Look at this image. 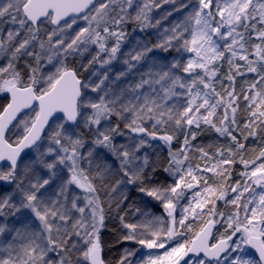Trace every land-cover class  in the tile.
Here are the masks:
<instances>
[{
  "label": "snow or ice",
  "instance_id": "snow-or-ice-1",
  "mask_svg": "<svg viewBox=\"0 0 264 264\" xmlns=\"http://www.w3.org/2000/svg\"><path fill=\"white\" fill-rule=\"evenodd\" d=\"M131 5L132 0H122V2L121 0H102L98 5H94L93 0H8L6 5L0 6V19L9 17L10 22H18L21 28L29 34L22 37L15 45H12L11 49L6 47L4 42L0 41V55L7 54L10 57L7 67L0 69V91L6 90L11 93V103L7 105L3 114L0 115V145H3V149H0V160L7 159L10 161V168L7 172H0V180L9 182L16 180L17 187L19 188L20 183L23 182L22 178L16 175L17 158L20 152L26 147L33 146L40 140L44 126L48 123L53 113L58 111L64 113L68 121L75 123L78 116H81L83 108L92 109L90 115L84 114L82 117L84 126L94 129V144L108 148L113 152L116 151V146L112 143V137L114 134H122L119 132V124L106 123L105 127H100L102 122L110 121L113 116L123 119L125 121L124 126L130 131L146 134L153 139H161L165 143H170L177 133L183 132L184 145L187 151L191 150L188 147L189 138L195 139L196 137V133L192 132L191 128L193 125L199 128L201 123L210 126L221 136L227 135L231 137L232 141H236V137L232 135L231 130L236 125L235 113L237 108L232 105L237 97L233 96L232 93H228L230 99L224 108V115L219 120L220 126H217L211 119L216 113L217 106L221 104L220 99H211L212 96L219 97V93L215 92L212 83V78L217 75L218 68L211 67V65L218 60H222L225 52H228L230 56L227 63L236 68L237 74L243 75L239 71L240 66L233 65V58L237 56L240 60L247 62L246 70L248 72H257V67L254 66L256 61L248 59L244 43V32L248 31L250 27H255V25H250L249 21L256 19L257 15H259L260 22H264V3L254 5L253 0H223V7H221V0H217L215 13L204 11L205 9L212 8V0H198L197 6L191 10L184 25H175L173 34L163 43L156 45V47L163 48L165 51L170 47H176L177 51H180L182 47L184 51L193 54L187 58L185 63L182 64L176 59L170 64L157 63V61L153 60L147 70L140 74L139 81L129 83L127 87H122L116 91L106 87L103 93L93 101H88L87 98L85 100L80 99L82 94L81 88H88L89 85L87 83L82 85L75 71L63 68V66L56 68L54 73L46 76L45 87L39 90L35 88V85L39 82L37 74L39 72L41 56L29 45L32 41L38 40L36 36V33L40 30L37 24L38 21L40 25L50 23L57 26L49 30L48 41L51 43L53 36L71 28L76 23L78 14L85 12L83 19L94 21L95 27H92L90 24L88 27L81 28L74 33L67 44L64 43L63 38L58 40L53 45V47L57 48L54 55H61L62 53H67L69 50L77 51L78 42L79 44H97L99 53L93 57V62L97 60L100 53L107 51L108 58L100 61L103 66L116 59V54L120 48L119 41L123 39L122 32H110L109 24L119 25L125 19L124 14H126L127 8H130ZM186 6L184 5V7ZM148 8L149 4L145 3L141 12L144 13V10ZM250 8L251 10H249ZM70 15L72 19L67 20L66 18ZM216 16H219V20H216ZM41 17L46 19L41 20ZM141 18V15L137 14L136 19L141 20ZM144 19H147L146 14L144 15ZM62 20L64 21L63 24H61ZM222 28L226 29V31L222 32ZM185 31L189 32L190 39L185 38L181 41L180 45H173L172 41L178 39ZM102 33L105 35H102ZM19 34V30L9 31L8 40H13ZM107 35L117 38L111 47H108L105 43ZM258 35L264 38V31L258 32ZM229 37H231V40L228 39ZM221 41H225V43L221 45ZM61 45H63L62 48H60ZM39 47L44 49V43L40 42ZM254 47L256 56L259 57L261 62H264V55H261L264 52V48L260 44H256ZM151 50V48L146 47L141 51L130 53V60L125 59L123 61L128 66L127 70L119 72L115 80L126 77L128 72L135 67L130 61H141L146 53ZM21 56H34L37 63L36 67L28 65L32 75L26 84L20 83L19 73L14 69V62ZM51 59L52 57L49 56L48 61L51 62ZM9 69H13L9 78H3L2 73L7 72ZM177 69L180 72L186 73L191 79H183L175 71ZM196 70H200V72L196 73ZM107 79L108 76L104 75L103 79L92 87V91H98ZM228 79H233L231 74H229ZM259 79L264 80V74L260 75ZM197 84L201 85L203 89H209L210 91H202L197 88ZM252 87H255V84ZM177 88L184 89L185 91L177 92ZM194 89L196 90L193 91ZM129 92L132 93L130 97L127 96ZM185 94L189 98L178 107V99L174 98L182 97ZM245 99L247 100L249 97L245 96ZM197 100L200 102L196 103ZM36 101L39 102V110L35 112V118L30 124L26 119H22L21 123L25 126L26 134L19 140L18 145L13 148L12 145L4 141V132L11 121L15 119L17 113L24 108L31 107L33 102ZM169 101L173 102L169 104ZM261 104H264V100L261 101ZM206 106V112L200 114V110ZM229 109H231V119L229 118ZM250 115L251 117H257V111H252ZM259 116L264 117V112H259ZM147 120L154 121L152 131L143 126V122ZM157 125L161 129L168 126L171 130H165L163 135L157 136V131H159L156 128ZM248 126L246 124L245 128ZM249 134L254 135L252 132ZM50 138L54 144L60 146L59 151L65 153L64 156L59 157V163L64 164L66 161H71V164L68 165L71 176L60 189V195L64 197V201L57 199L46 202L43 197L38 198L39 190L49 184L50 179L56 175L55 172H52L51 176L43 181L37 180L36 183L30 181L27 189H21L22 198L18 206L16 204H9L10 197L0 200V210L5 206L12 208L15 212H19L21 209H28L41 222L42 226L39 231H30L27 227L23 230L15 229V235L11 240L0 242V251L7 254L5 257H0V264H38L48 251L64 249L71 234L80 236L82 243L88 245L86 250H83V256L89 261V264H103L100 259V245L96 233L103 225L104 216L97 197H85L88 205H94L90 208V222L85 224L80 219H77L70 226L72 232H69L68 221L72 219L70 215L71 210L75 209L76 212L83 214L85 207H77L75 200L66 203L68 200L65 194L67 185L74 183L86 192H95L93 185L88 182V178L79 169L78 147L82 146V141L79 138L73 139L63 129V124L57 126V129ZM64 140L69 142V146H64L62 143ZM145 143L146 141L141 139L136 147L138 148ZM237 144L239 148L244 147L242 143L237 142ZM53 151L51 147L48 148L49 153H53ZM182 151L184 152L182 159H178L176 154H172V161L176 165H181L188 159L186 151L183 149ZM199 151L202 158L209 157V154L203 149ZM134 152L135 149L131 152L127 149H122L118 152L124 176L128 177L127 183L129 184L137 183L143 179V165H147L148 163L147 158H145L143 165H137L135 168H124L129 163L130 157L134 158ZM229 154L231 155V149H229ZM89 155H91V152H89ZM217 155L223 157V151L218 150ZM261 156H264V152H261ZM232 162L230 158H223L211 167H206L203 170L199 165L195 169L190 165L186 169L177 167L176 172L181 174L176 177V182L167 189H147L141 187L140 191L146 192L147 195L153 196L158 200H164V208L172 210L175 208L173 201H179L184 195L181 189H192L194 186L199 185L201 180L204 181L202 189L204 193L217 194V189L208 186L207 178L199 175V173L202 171H216L217 168H221V165L231 164ZM242 163L247 165L248 161H242ZM44 166L49 170L56 167L55 163H47ZM226 171L227 169L221 168L216 174L223 176ZM242 175L248 179L256 178L253 181L255 184L264 183V163L259 164L251 172H245ZM188 177L190 179H186ZM238 188H241L239 183L230 186L232 192H236ZM248 190V186L244 185L243 191ZM200 195V191L193 194L192 201L194 202V207L190 203L188 207L183 209L185 213H188L190 210L195 213L196 209H200L201 214H203V208L206 204L213 203L207 197L202 201H196V197ZM223 195V192H219L218 198H223ZM240 195L242 193H238L231 203L239 204ZM249 203H251V200L244 204L245 219L243 222L236 220L235 228H233L235 217L229 218L227 222V227L233 228L232 234L227 239L231 240L232 235L242 231L243 236L240 238V243L227 245L225 240H221L219 243L209 247L206 243L210 234L209 229L217 222L210 220L208 227L201 229L200 233L197 234L196 240L179 243L177 246L171 248L170 251H167L163 258L157 257V261L175 258L172 264H180V260L187 255L185 251L187 244L191 243L193 247L189 251H203L205 256L214 258L219 264L221 252H226L228 247L236 251L241 248V244L246 243L258 251L260 261L264 262V228L259 227L260 221H264V207H260V205H264V194L260 195L259 204L252 207L251 210L248 208ZM257 209H259V213ZM212 211L213 209H210L209 214ZM249 211L251 218L248 216ZM258 214L260 221L257 220ZM169 215H172L171 211H169ZM185 219L186 217L182 216L177 224L173 218L172 223L174 227L168 228L165 233L169 239L177 232L178 228L184 227ZM124 226L131 229L133 233L138 227L136 224H125ZM4 231L5 228L0 227V235ZM151 235L153 239H139L137 242L145 245L147 248L165 247L167 240L160 238L161 231H152ZM125 238L135 239L136 237L129 234ZM197 240L201 241L199 246L196 245ZM222 244L225 247H221ZM74 247L75 245L69 246V252ZM65 255L67 256L68 253H65ZM59 264H71V261L62 259ZM121 264H123V261H121ZM149 264H153V262L150 260ZM232 264H255V262L250 259L242 260L237 256L232 257Z\"/></svg>",
  "mask_w": 264,
  "mask_h": 264
},
{
  "label": "rangeland",
  "instance_id": "rangeland-1",
  "mask_svg": "<svg viewBox=\"0 0 264 264\" xmlns=\"http://www.w3.org/2000/svg\"><path fill=\"white\" fill-rule=\"evenodd\" d=\"M102 0H97L96 5L101 3ZM122 2V0H121ZM8 3V0H0V6H4ZM145 3L149 4V8L141 12L143 5ZM264 3V0H253L254 5ZM198 0H132V5L127 8L125 19L117 25L115 29H110L112 31H120L121 24L132 23L135 25V31L123 35V39L119 41L120 48L116 54V59L112 60L111 63L106 65H101L100 61L106 60L108 58V52L105 51L99 54L96 61L93 62V57L97 56L99 53V48L97 44H79L78 50H69L67 53H62L61 55H54L57 51L56 44L61 38L64 39V43L70 42L74 33L83 27H88L90 24L95 27V22L83 19L84 15L76 19V23L72 25L71 28L66 29L64 32L58 33L52 37L51 43L48 41V33L50 29L56 28L57 26L50 23L38 25L40 30L36 33L38 40H34L30 43L29 47L34 48L35 52L41 56L39 61V72L38 79L39 82L35 85L37 90L42 89L46 86V76L54 73L56 68L63 66V68L69 69L68 64L74 63V70L80 76L82 80V85L87 83L88 88H81V100L87 98L88 101H93L99 97L106 87L111 88L116 91L122 87H127L129 83H135L139 81L140 74L147 70L151 65L152 61L155 60L157 63L170 64L174 59L179 60L182 64L186 62L187 58L193 54L188 53L181 47L180 51H177L176 47H170L167 51L163 48L156 47V45L163 43L169 36L173 34L174 26L177 24L184 25L187 21V17L191 13V10L196 7ZM217 0H212V8L205 9V12L212 11L215 13ZM184 5H187L184 7ZM112 7V5H110ZM221 7H223V0H221ZM251 10V8L249 9ZM118 11V9H117ZM137 14L141 15V20H137ZM146 14L147 19H144ZM115 15V13H113ZM9 19V17H8ZM6 19V22H2L0 19V41L5 43V46L11 49L12 45H15L21 40L22 37L29 35L26 33L19 23H12L10 19ZM71 20V19H70ZM216 20H219V16H216ZM5 23V24H3ZM190 23V22H189ZM63 24V23H62ZM111 24V23H110ZM109 24V25H110ZM27 27V25H25ZM140 27V29H139ZM19 30V35L15 36L13 40H8V32ZM177 31H179L177 29ZM222 32L226 29L222 28ZM87 35V34H86ZM185 38L190 39L189 32L185 31L178 39L172 41L173 45H180L181 41ZM83 39V37H82ZM231 40V37L228 38ZM117 38L110 36L106 38L105 43L108 47H111ZM44 43V49L39 47V43ZM221 45L225 41L220 42ZM63 45L60 46L62 48ZM151 48L152 50L147 52L141 61H130L135 67L128 72L126 77L120 80H115L117 74L121 71L127 70V65L123 63L125 59L130 60V53H135L143 50L144 48ZM51 49V51H49ZM246 52L248 54L247 47L245 45ZM51 56V62L48 61V57ZM230 53L225 52V56L222 60L216 61L211 67H215L224 60H228ZM239 59V57H236ZM234 59V58H233ZM10 57L7 54L0 55V69L6 68L9 63ZM25 62L27 65L28 74L24 80H20L21 84H26L29 82V77L32 75L28 65L36 67L37 63L34 56H21L18 60L14 62V69L19 64V62ZM13 69H9L7 72H3V78H9L10 73ZM177 73L185 80H190L186 73L180 72L178 69L175 70ZM200 70H196L199 73ZM195 74V73H194ZM107 75L108 79L104 81L98 91H92V87L95 86L103 76ZM214 81L213 86L221 87V81L219 83ZM158 87V86H157ZM197 88L202 91H210L209 89H203L201 85L197 84ZM194 89L193 91H195ZM177 92H184V89H176ZM5 92H7L5 90ZM217 92L219 90L217 89ZM132 95L131 92L127 94L128 97ZM189 97L185 94L182 97L174 98L178 99V107L185 103ZM212 100L219 99L216 96L211 97ZM173 101H169L171 104ZM200 101L197 100L196 103ZM221 105L217 106L216 113L211 117L212 120L215 119V115L218 113ZM207 106L200 110V114L206 112ZM38 111L37 108L32 109L28 113L22 115L16 122V124L11 128L7 140L11 144L18 143L19 140L26 134L25 126L21 123L22 119H26L30 124L35 118V112ZM92 109L83 108L81 110V116H78L75 125H70L65 119H56L54 123L50 126L46 134L44 135L42 141L34 147L25 157L19 162L16 167V175L22 178V183H20L19 188L17 187V181L13 180L2 181L0 183V200H4L10 197L9 204L19 205V201L22 198L21 189H27L29 182L36 183L37 180L43 181L51 176L52 172L56 175L50 179L49 184L44 188H41L38 193V198L43 197L46 202L55 201L57 199L64 201V197L60 195V189L63 187L71 176V171L68 167L71 161H66L64 164L59 163V157L64 156L65 153L59 151L60 146L53 143L50 138L54 131L57 129L59 124H63V129L68 132L73 139H81L82 146L78 147V161L79 169L83 171V175L88 178V182L93 185L95 192H86L84 189L78 187L76 184H68L66 188V196L68 200L66 203L75 200L77 207H85V212L80 214L71 210V217L68 221L69 232H72L71 225L75 223L77 219H80L82 223L90 222V208L94 205H88L85 197L92 198L93 196L98 198L100 207L103 209L104 221L103 225L99 228L96 236L100 234L101 230L104 229L105 221L108 224H115L119 229V242L121 244L120 255L116 264H149L151 260L153 264H172L175 258L171 260L161 259L157 261V257L163 258L167 251L171 248L177 246L179 243H186L192 240L190 234L199 232L204 224L210 220L217 221L215 234L213 236L212 243L219 239L227 238L232 234L233 228L236 226V220L243 222L245 219V209L244 204L251 200L248 204L249 210L252 207L259 204V198L261 194H264V183L255 184L253 181L256 178L248 179L244 176L240 182L241 188H238L236 192L230 190V186L236 183L230 184L226 196L222 198L225 206V212L223 215L217 214L215 212V204L220 192L219 186L216 184L215 179L217 178V172L221 168L226 169L228 165H221V168H217L216 171H202L199 175L207 178V184L210 187L217 189V194L204 193L202 191L204 187V181L201 180L200 184L194 186L192 189L182 188L181 191L184 195L179 201H173L175 208L172 210H166L163 206L164 200H158L153 196L147 195L146 192L140 191L141 187L147 189L159 188L161 190L167 189L169 186L176 182V177L181 173L176 172V168L186 169L189 165L195 169L197 165L203 170L206 167H211L213 164L217 163L220 159H223L215 154H210L204 146L198 144L195 139L189 138L190 151L186 150L184 145V138L181 139L180 136L183 132L176 134L174 139L169 144H162L157 139H153L151 136L137 135L136 132L130 131L126 128L125 121L123 119H118L113 116L110 121L102 122L100 127H105L106 123L109 124H119V132L122 134H114L112 137V143L116 146V151L113 152L108 148L98 146L94 144V129H90L84 126L82 117L84 114H91ZM130 115V114H126ZM154 121L147 120L143 122V126L149 131H152V125ZM205 124L201 123L200 126ZM159 131H157V136L163 135L165 130L170 131L168 126L161 129L159 125L156 126ZM195 125L192 126L191 131H194ZM184 134V133H183ZM143 139L146 143L142 146L136 147L139 141ZM64 146H69L67 140L62 141ZM52 148L53 153L48 152V148ZM122 149H127L130 152L135 149L134 158L129 159V163L124 166V168L132 167L135 168L137 165H143V161L147 158V165L144 166L143 179L137 183L129 184L127 183L128 177L124 176L123 169L121 167V158L118 156V152ZM185 150L188 159L181 165H176L172 161V154H176L178 159H182ZM200 149H203L209 154V157H201ZM169 152L171 170L168 184H158L152 182L150 179V174L154 168L161 164L164 154ZM91 152V155H89ZM47 163H55L56 167L52 170L47 169L44 165ZM264 163L261 161H256L251 163L247 167L246 172H251L259 164ZM10 167L3 166L0 172H7ZM190 179V177L186 178ZM247 185L249 190L243 191V186ZM200 191L201 195L196 197V201H202L206 197L213 201V203H208L203 208V214H201L200 209H196L195 213L191 212L185 213L183 209L188 207L191 203L194 207V202L192 201V196L194 193ZM238 193H242L239 197V204H233L231 201L237 197ZM70 206V205H69ZM264 207V205H260ZM213 211L209 214V210ZM169 211L172 215H169ZM259 213V209H257ZM186 217L184 227L178 228L177 232L169 239L166 236V230L168 228L174 227L172 221L179 222L181 217ZM249 218H251L250 211L248 213ZM235 217L233 221V228L227 227V222L229 218ZM257 220L260 221L259 214L257 215ZM55 223V221H54ZM255 223V222H254ZM125 224H136L138 225L136 231L133 233L131 229L126 228ZM146 226V227H145ZM0 227H4L5 231L0 235V242H7L12 239L15 235V229L23 230L25 227L30 229V231L41 230V222L35 217V215L28 209H21L19 212H15L12 208L5 206L0 210ZM260 228H264V221H260ZM161 231V239L167 240L164 248L153 247L147 248L145 245L138 243L139 239H153L151 233L152 231ZM129 234L134 235L135 239H126ZM243 236L242 231L236 232L232 235L231 240H229V245L240 243V238ZM99 242V241H98ZM159 242V241H158ZM75 245L71 248L69 252V246ZM100 245V244H99ZM190 243L187 244L185 251H187ZM87 244L82 243L81 237L75 234H71L70 238L67 240V245L64 249H57L55 251H48L38 264H59L62 259H67L71 261V264H89L83 256V250H86ZM101 249V245H100ZM65 253H68L66 256ZM7 254L0 251V257H5ZM240 257L243 259H250L255 262V264H261L253 252L248 248V244H241V248L233 251L231 247H228L225 255L220 259L219 264H232V257ZM227 257V259H225ZM107 264V263H106ZM180 264H218V262L211 261L206 257L195 256L191 259L184 261L180 260Z\"/></svg>",
  "mask_w": 264,
  "mask_h": 264
},
{
  "label": "trees",
  "instance_id": "trees-1",
  "mask_svg": "<svg viewBox=\"0 0 264 264\" xmlns=\"http://www.w3.org/2000/svg\"><path fill=\"white\" fill-rule=\"evenodd\" d=\"M6 19H8V17L3 18L2 22H6ZM249 24L255 25V27H250L248 31L244 32V43L248 50V59L256 61L254 66L257 67V72H248L246 70L247 62L234 58L233 65L240 66L239 71L242 72L243 75L237 74L236 68L230 66L227 61L224 60L222 63L215 65L218 71L217 75L212 78L213 83L216 79L217 83L221 81V87L215 88V92L219 93L218 98L221 100V107L213 120L217 126H220L219 120L224 115V108L230 99L228 93H232L233 96L237 97L232 105L237 108L235 113L236 125L231 130L232 135L236 137V141H232L231 137L227 135L221 136L208 125L194 128L196 142L198 144L204 146L210 154L217 155V151L222 150L223 157H219L230 158L233 161L226 166L227 171L224 175L217 176L215 179L216 184L220 188V192L224 193L223 198L228 191L226 188L232 183L240 182V180L244 178L242 174L246 172L247 167L250 166L253 161L264 162V156H261V152H264V117L259 116V112H264V104H261V101L264 100V80L259 79V76L264 74V67H262L264 62H261L259 57L256 56L254 47L256 44H260L261 47L264 48V38L258 35V32L264 31V22H260L259 15H257L256 19L249 21ZM116 27V24L109 25V29H115ZM133 31H135V25L129 22L121 24L120 31L116 30V32H122L123 35ZM102 35L105 34L102 33ZM110 36L111 35H107V38L109 39ZM261 55H264V52H262ZM24 63L23 61L19 62L16 68V72L19 73L21 81L24 80L28 74L27 65ZM67 67L69 69L75 68L74 63L68 64ZM229 74H231L233 79H228ZM253 84H255V87H252ZM217 89L219 92H217ZM245 96H248L249 99L246 100ZM8 102L9 97L7 92L0 91V114L7 106ZM228 111L229 118L231 119V109ZM252 111H257V117H251L250 113ZM246 124L249 125L247 128H245ZM250 132L254 133V135L249 134ZM137 135L144 136L146 134L137 133ZM180 138H184L183 133ZM156 139L164 145L169 144L161 139ZM237 142L242 143L244 147L239 148ZM229 149H231V155L229 154ZM242 161H248L247 165L242 163ZM171 169L170 156L167 151L163 156L161 164L156 166L154 170L149 173L151 181L158 184H168V181L171 179L169 177ZM224 205L222 198H219L214 206L215 212L223 215L225 212ZM197 233H191L190 237L194 238ZM119 237V229L116 225L111 223L107 226L105 221L104 229L101 230L98 235V241L101 245L105 264H116L121 249Z\"/></svg>",
  "mask_w": 264,
  "mask_h": 264
},
{
  "label": "water",
  "instance_id": "water-1",
  "mask_svg": "<svg viewBox=\"0 0 264 264\" xmlns=\"http://www.w3.org/2000/svg\"><path fill=\"white\" fill-rule=\"evenodd\" d=\"M93 3H94V5H96L97 0H93ZM90 7H91V6H90ZM86 11H89V10H86ZM83 15H85V12H81V13H79L78 16H77V19L80 18V17H82ZM45 19H46V18L41 17V20H45ZM66 19H67V20H70V19H72V16L70 15V16L67 17ZM29 23H30V22H29ZM62 23H64L63 20L61 21V24H62ZM37 24L39 25L40 22L38 21ZM55 26H56V25H55ZM69 70H72V69H69ZM73 71H74V70H73ZM75 73H76V72H75ZM77 78H78V77H77ZM81 84H82V81H81ZM7 93H8V97H9V102H8V104H10V103H11V93L8 92V91H7ZM80 99H81V97H80ZM38 103H39L38 101L33 102V104L31 105V107H28V108H24V109H22L19 113H17L15 119H13V120L11 121V123L7 126V129H6V131L4 132V141H6L7 144L12 145L13 148H15V147L18 145V143H17V144H11V143L7 140V137H8V135H9V133H10L11 128L16 124L17 120H18L22 115L28 113L29 111H31V110L34 109V108H37V110H39V109H38ZM8 104H7V105H8ZM6 107H7V106H6ZM6 107H5V108H6ZM3 112H4V110H3ZM3 112H2L0 115H2ZM56 119H65L70 125H75L76 122H77V121H76L75 123H73V122H71V121H68L67 118H66V115H65L64 113H62V112H59V111H58V112L53 113V115L49 118L48 123L44 126V129H43V131H42V133H41V136H40V140H38V141L36 142V144H34L33 146H31V147H26V148H24V149L20 152V154H19V156H18V158H17V165H18L19 162L25 157V155H27V154H28V153H29L34 147H36V146L42 141L44 135L46 134V132L48 131V129H49L50 126L54 123V121H55ZM0 149H3V145H0ZM5 151H6V150H5ZM17 165H16V167H17ZM3 166L10 167V161H8L7 159L0 160V170H1V168H2ZM0 182H1V180H0ZM208 224H209V221L205 223V225L202 227V229L207 228V227H208ZM216 228H217V225H216V223H214V224L211 226V228L209 229L210 234L208 235V238H207V241H206L207 245H208L209 247H211L213 244L219 243L221 240H225V241H226V244L229 245V240H228V239H220V240H217V241H215L214 243H212L213 236H214V233H215V231H216ZM200 231H201V230H200ZM200 231H199L198 233H200ZM196 236H197V235H196ZM196 236L193 238V240H196ZM200 243H201L200 240H197V241H196V245H197V246H199ZM192 247H193V245L190 243V246L188 247V249H187V251H186V252H187V255H185L184 258H183L184 261H187V260H189V259H191L192 257H195V256L206 257V258H209L211 261H215L214 258H212V257H208V256H205V253H204L203 251H200V252L189 251V249L192 248ZM221 247H225V245L222 244ZM248 248L253 252V254H254V255L257 257V259L260 261L258 251H257L255 248H253L251 245H249V244H248ZM226 252H227V251H226ZM226 252H221V253H220V258H222V257L225 255ZM100 259L102 260L103 264H105L104 259H103V253H102L101 249H100ZM260 263H261V264H264V262H262V261H260Z\"/></svg>",
  "mask_w": 264,
  "mask_h": 264
},
{
  "label": "bare ground",
  "instance_id": "bare-ground-1",
  "mask_svg": "<svg viewBox=\"0 0 264 264\" xmlns=\"http://www.w3.org/2000/svg\"><path fill=\"white\" fill-rule=\"evenodd\" d=\"M74 70V69H73ZM75 72H76V70H74ZM76 75H77V77H78V79H80L81 80V78H80V76L77 74V72H76ZM82 81V80H81ZM30 230V229H29Z\"/></svg>",
  "mask_w": 264,
  "mask_h": 264
}]
</instances>
